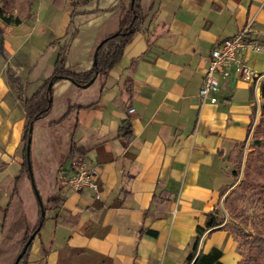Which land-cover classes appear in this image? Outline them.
<instances>
[{"label":"crops","instance_id":"obj_1","mask_svg":"<svg viewBox=\"0 0 264 264\" xmlns=\"http://www.w3.org/2000/svg\"><path fill=\"white\" fill-rule=\"evenodd\" d=\"M72 1L65 0L62 9L52 5L64 10L61 28L68 26ZM118 2L88 0L79 7L73 17L76 33L67 49V67L79 71L93 67L96 44L117 28ZM143 3L151 7L149 15L102 85L97 78L82 89L66 79L56 83L51 111L34 124L30 153L34 184L53 186L58 201L47 210L26 264H185L197 226L204 227L207 213L220 203L221 189L235 184L236 169L229 155L250 139L253 96L264 79L258 84L247 82L230 67L219 75L216 103H201L198 92L210 51L220 41L246 30L264 45V0ZM42 10L46 7L34 13L33 20L42 17ZM10 27L7 34L12 33ZM64 34L47 42L26 68L10 64L6 48L14 51L19 42L16 38L13 45L4 38L0 246L5 207L21 171L25 125L23 102L8 80L7 69L24 85L23 95H31L51 75ZM52 41L56 42L50 47ZM240 55L264 74V49L245 47ZM67 101L84 105L74 112L71 131L48 126L63 114ZM127 124L130 132L124 135L119 129ZM72 130L73 141L84 147L82 160L97 170L96 192L73 190L66 183L72 170L71 161H66ZM30 190L24 178L25 208ZM32 216L36 218L37 209ZM212 248L222 251L223 264H238L243 257L238 238L224 229H206L201 235L198 252Z\"/></svg>","mask_w":264,"mask_h":264},{"label":"trees","instance_id":"obj_2","mask_svg":"<svg viewBox=\"0 0 264 264\" xmlns=\"http://www.w3.org/2000/svg\"><path fill=\"white\" fill-rule=\"evenodd\" d=\"M0 2V21L7 26L19 25L25 20H33L35 18V14L31 12L32 0H0ZM87 2L88 0H73L71 2L69 23L64 35L65 39L59 46L52 73L31 95H23L24 85L10 67L7 69L8 80L14 85L17 97L23 102L25 125L22 137L24 149L21 171L14 179L13 195L5 207L2 243L0 246V264H13L15 262L30 236L34 234L35 237L43 227L47 220V210L53 206L52 203L55 204L58 201V198L52 195L50 190L46 193V199L43 201L41 197L42 194L34 184L45 211L44 216L41 215L40 205L31 183L25 151L27 139L32 136L35 122L47 116L51 111L53 87L56 83L66 79L82 89L93 83L91 81L94 77L100 80L102 85L108 72L119 63L125 46L140 30L142 23L146 20L151 10L150 6L147 7L144 5L143 0H130L129 2L119 0L118 4L115 6V8L118 9V25L116 30L105 34L96 44L93 53V60L95 62L93 67L87 71H79L66 66V56L70 40L76 33V29L73 28V17L79 11V7L85 5ZM64 4L65 0L52 1V5L56 8L62 9ZM1 38L2 34L0 33V39ZM56 41L50 42L49 46L52 47ZM0 56L5 59L1 41ZM88 83L90 84L86 86ZM126 83L129 84V80H126ZM260 96L263 100L260 104L261 117L259 125L255 127L252 134L250 143L252 150L246 155L241 181L225 198L228 214L235 216L236 204L241 202L246 195L249 194L255 202L261 205V212L258 214L259 220L253 227V233H247L236 223L221 224L217 218V210L214 208L207 213L205 226H197L196 237L191 244V251L186 258L185 264H223L220 261L222 251L218 248H212L208 253L198 252L200 237L205 230L209 229L211 231L219 228L229 231L234 236H242L245 243L248 245L247 252L238 264H264V83L260 87ZM83 107L84 105L79 102L70 103L67 101V106L63 114L49 121L47 123L48 126L53 127L59 125L71 131L74 120L73 114L77 109ZM119 130L126 135L129 134L130 127L127 124ZM239 144H243V142ZM239 144L229 155L230 161L234 163L236 167V170L232 173L234 177L238 175L237 168H239L242 163V152ZM68 147L69 153L66 157V161H71L74 157L78 160L84 158V147L77 145L73 141V130L70 134ZM66 172H68V170H66ZM24 178L29 182L31 193L35 199L37 208L36 218L25 208L26 202L21 193L22 180ZM46 187L47 189L53 188L51 185ZM226 189L227 187L221 189V195L224 194ZM241 223L247 225L246 217L241 218ZM146 232L151 236L156 235L155 231L147 230ZM33 239L29 242L17 264L27 263Z\"/></svg>","mask_w":264,"mask_h":264},{"label":"rangeland","instance_id":"obj_3","mask_svg":"<svg viewBox=\"0 0 264 264\" xmlns=\"http://www.w3.org/2000/svg\"><path fill=\"white\" fill-rule=\"evenodd\" d=\"M51 1L52 0H32V4H31L32 13H37V12L39 13L41 8L46 7L45 11L44 10L41 11L42 17L39 18L38 21L28 20L22 25H8V26L13 27V28L10 27L12 30V33L7 34L8 26L3 24L0 21V33L2 34V38L0 39V41L2 42V44H4V38L6 34H7L6 39L9 40L11 44L15 45L14 42L16 41L15 40L16 38H17V41L19 42L18 48L15 49V47L12 46L14 48V51H12L9 48H6L7 56L9 57V61L11 62L10 64H13L15 67L20 68L22 66L26 68L29 64V61L44 50V47L46 46L47 42L53 40V38L55 37H59L63 35L64 32L66 33L67 31L66 25H64L62 28L60 25L62 13H64V10H59V9L54 8L51 5ZM65 10H67L69 13L70 3L66 4ZM4 62L5 60L0 56V71L4 69L5 67ZM262 83H264V81ZM262 101L263 100L260 96V88H259L256 97L253 96V105H254L253 124L254 125L252 127V133H251L250 139L243 142V144H239V146H241L240 148L242 152V163L240 167L237 168L238 175L235 176L234 178L235 184L230 189H228L227 187V189L224 191V194L221 195L220 203L216 207L217 218L221 222V224L236 223L239 226H241L247 233H253V227L255 226V223L259 220L258 214L261 212V205L255 202L253 198L249 194H247L246 197L241 202H238L236 204L235 216H231L227 212V208L225 205V198L239 184V182L242 179L243 167H244L246 155L249 151L252 150L250 146V143L252 140V134H253L255 127H257L260 123V117H261L260 104L262 103ZM39 188H38V191L42 194L41 197L43 201L46 199V193H48L49 190L52 192V195L55 194L54 187L47 189V187L40 186ZM28 196L29 197L27 199L28 201H27L26 208L29 213L35 214L37 208H36L35 199L31 193V190ZM25 198L27 197L25 196ZM52 204L54 205V203ZM242 217H246L247 225H243L241 223ZM235 237H237L239 240L240 249L243 251V256H244L248 250V245L245 243L244 238L242 236H235Z\"/></svg>","mask_w":264,"mask_h":264},{"label":"built area","instance_id":"obj_4","mask_svg":"<svg viewBox=\"0 0 264 264\" xmlns=\"http://www.w3.org/2000/svg\"><path fill=\"white\" fill-rule=\"evenodd\" d=\"M245 47H249L253 51L264 49V45L248 36L246 30L220 41L211 49L206 61V72L198 92L201 103L208 101L214 104L217 102L215 95L220 89L219 75L225 73L230 67H233L237 75L250 83L258 84L264 78V74L252 69L243 60L240 50ZM70 165L72 170L66 177L68 186L73 190L89 188L96 192L97 170L89 166L84 160L77 158H73Z\"/></svg>","mask_w":264,"mask_h":264},{"label":"water","instance_id":"obj_5","mask_svg":"<svg viewBox=\"0 0 264 264\" xmlns=\"http://www.w3.org/2000/svg\"><path fill=\"white\" fill-rule=\"evenodd\" d=\"M131 1H133V0H131ZM94 64H95V62H94V60H93V65H94ZM94 79H95V77L92 79L91 82H93ZM91 82H90V83H91ZM90 83H88L86 86H88ZM31 140H32L31 137H29V138L27 139V143H26V147H25L27 166H28V170H29V173H30L31 183H32V185H33V187H34V191H35L36 197H37L38 202H39V205H40L41 215L44 216L45 211H44V209H43V205H42V201H41V199H40V197H39V193H38V191H37V189H36V187H35V185H34V180H33V175H32L31 159H30V153H31ZM33 238H34V234H32V235L30 236V238L28 239L27 243L24 245L22 251L20 252V254L18 255V257L16 258V260H15V262H14L13 264H17V263H18V261L20 260L21 256H22L23 253L25 252V250H26V248H27L29 242H30Z\"/></svg>","mask_w":264,"mask_h":264}]
</instances>
